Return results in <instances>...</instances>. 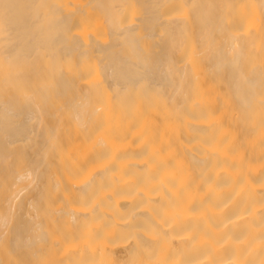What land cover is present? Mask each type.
I'll use <instances>...</instances> for the list:
<instances>
[{
    "label": "bare ground",
    "instance_id": "obj_1",
    "mask_svg": "<svg viewBox=\"0 0 264 264\" xmlns=\"http://www.w3.org/2000/svg\"><path fill=\"white\" fill-rule=\"evenodd\" d=\"M0 264H264V0H0Z\"/></svg>",
    "mask_w": 264,
    "mask_h": 264
}]
</instances>
